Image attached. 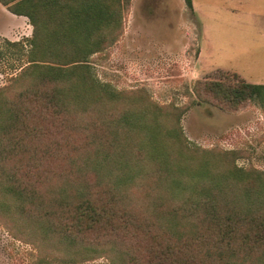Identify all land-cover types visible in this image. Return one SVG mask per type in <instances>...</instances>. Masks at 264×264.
<instances>
[{
    "label": "trees",
    "instance_id": "trees-1",
    "mask_svg": "<svg viewBox=\"0 0 264 264\" xmlns=\"http://www.w3.org/2000/svg\"><path fill=\"white\" fill-rule=\"evenodd\" d=\"M0 3L34 25L26 65L0 87L1 214L67 262L264 264L263 173L190 145L183 108L95 76L90 58L118 40L132 0ZM195 90L226 109L264 108V83Z\"/></svg>",
    "mask_w": 264,
    "mask_h": 264
},
{
    "label": "rangeland",
    "instance_id": "rangeland-1",
    "mask_svg": "<svg viewBox=\"0 0 264 264\" xmlns=\"http://www.w3.org/2000/svg\"><path fill=\"white\" fill-rule=\"evenodd\" d=\"M193 3L192 10L186 0H132L118 40L90 58L95 76L129 96L183 108L190 145L223 151L227 165L264 175L261 102L226 109L195 90L205 79L264 81V0ZM22 18L0 5V87L26 65L31 36ZM26 224L0 213V264H110L106 257L67 262L58 248L38 247Z\"/></svg>",
    "mask_w": 264,
    "mask_h": 264
},
{
    "label": "crops",
    "instance_id": "crops-1",
    "mask_svg": "<svg viewBox=\"0 0 264 264\" xmlns=\"http://www.w3.org/2000/svg\"><path fill=\"white\" fill-rule=\"evenodd\" d=\"M0 5H2L3 7H5L6 9H7V7L6 6H4L3 4H1L0 3ZM10 12V11H9ZM11 14H14V13H12V12H10ZM15 16H17V17H20V18H22V19H25V20H23V22L25 23V31L28 33L29 32V34H27L26 36L27 37H32V35H33V31H34V25L32 24V22H31V20L29 19V17H27V16H24V15H17V14H14ZM28 21V22H27ZM202 55H204V54H202ZM202 57L203 56H201L200 58H201V60H202ZM201 63H202V61H201ZM257 81H259V82H264L263 80H261V79H256V80H254V82H257Z\"/></svg>",
    "mask_w": 264,
    "mask_h": 264
}]
</instances>
